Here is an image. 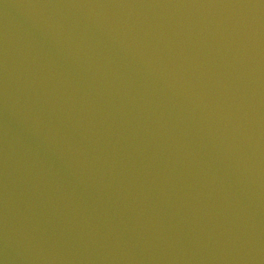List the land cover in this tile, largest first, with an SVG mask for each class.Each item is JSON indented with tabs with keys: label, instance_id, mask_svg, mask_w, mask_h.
Masks as SVG:
<instances>
[{
	"label": "water",
	"instance_id": "95a60500",
	"mask_svg": "<svg viewBox=\"0 0 264 264\" xmlns=\"http://www.w3.org/2000/svg\"><path fill=\"white\" fill-rule=\"evenodd\" d=\"M0 264H264V158L97 0H0Z\"/></svg>",
	"mask_w": 264,
	"mask_h": 264
}]
</instances>
